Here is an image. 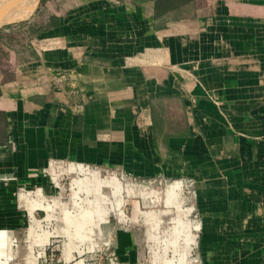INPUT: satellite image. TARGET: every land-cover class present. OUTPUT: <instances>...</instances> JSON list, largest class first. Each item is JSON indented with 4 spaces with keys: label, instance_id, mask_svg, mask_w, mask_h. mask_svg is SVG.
<instances>
[{
    "label": "crops",
    "instance_id": "0c3cea01",
    "mask_svg": "<svg viewBox=\"0 0 264 264\" xmlns=\"http://www.w3.org/2000/svg\"><path fill=\"white\" fill-rule=\"evenodd\" d=\"M17 28L0 43L14 69L0 74V211L15 226L19 192L40 208L63 167L117 173V225L127 180L163 178L159 204L138 190L127 221L178 232L182 260L264 264V0H49Z\"/></svg>",
    "mask_w": 264,
    "mask_h": 264
},
{
    "label": "rangeland",
    "instance_id": "374dc122",
    "mask_svg": "<svg viewBox=\"0 0 264 264\" xmlns=\"http://www.w3.org/2000/svg\"><path fill=\"white\" fill-rule=\"evenodd\" d=\"M48 2L40 0L37 7ZM0 67L1 75L14 72L13 67L6 63L3 52H0ZM63 168L56 170L57 187L51 183L50 177L53 176L47 175L50 192H42L44 200L40 208L32 209L31 206V202L36 199L33 196L35 189L19 192L17 211L23 215L21 225L15 226V221L7 217L9 213L6 216L0 211V264H194L193 256H190V261L179 259L181 235L178 232L166 225L149 229L143 225L141 214L135 222L127 221L131 217V203L127 201L136 200L140 195L138 190L144 194L150 193L156 201L153 205H158L159 197L171 181L157 185L142 183L136 178V183L128 179L138 190L133 191L128 199L125 193L121 197L117 196L122 201L119 213L126 219L117 225L110 220L112 212L116 211L117 199L109 190L118 186L115 179H119L117 173L99 171L102 178L100 181L96 169L90 168L93 172H86L72 166V169H68L72 171H68L69 174ZM100 183L108 188L103 187L99 192L96 186ZM36 195L40 198L38 193ZM165 232L171 236L164 238ZM128 237L132 241L129 248L125 243ZM118 240L121 245L119 252L116 244ZM123 246L127 251L126 256L120 252Z\"/></svg>",
    "mask_w": 264,
    "mask_h": 264
},
{
    "label": "bare ground",
    "instance_id": "6f19581e",
    "mask_svg": "<svg viewBox=\"0 0 264 264\" xmlns=\"http://www.w3.org/2000/svg\"><path fill=\"white\" fill-rule=\"evenodd\" d=\"M36 2L37 0H0V15L14 13V15H17L13 19H10L11 21L24 19L35 6ZM68 169H72V166L71 168H67V172L70 171Z\"/></svg>",
    "mask_w": 264,
    "mask_h": 264
},
{
    "label": "built area",
    "instance_id": "2783aa9c",
    "mask_svg": "<svg viewBox=\"0 0 264 264\" xmlns=\"http://www.w3.org/2000/svg\"><path fill=\"white\" fill-rule=\"evenodd\" d=\"M88 169V167H87ZM51 179V183L54 184L55 187H57V185H59L57 183V176H53L52 178L50 177ZM131 181L135 182L136 183V179L135 178H131ZM142 183H148V184H157V185H163V184H166V181L165 179L163 178H155V179H151V180H141ZM171 182H174V181H171ZM178 182H180L181 184V188H182V194H183V197L184 199H187L189 201H193L195 199V191H194V181L193 180H190V179H185V180H179ZM194 261V264H199L198 262V259H196V257H193L192 259Z\"/></svg>",
    "mask_w": 264,
    "mask_h": 264
},
{
    "label": "trees",
    "instance_id": "16d2710c",
    "mask_svg": "<svg viewBox=\"0 0 264 264\" xmlns=\"http://www.w3.org/2000/svg\"><path fill=\"white\" fill-rule=\"evenodd\" d=\"M20 24L21 23L14 26H6L4 29H0V43L7 47L20 43L24 38L17 28ZM4 30H8V33L4 32ZM5 123L4 114L0 112V126H5Z\"/></svg>",
    "mask_w": 264,
    "mask_h": 264
},
{
    "label": "water",
    "instance_id": "95a60500",
    "mask_svg": "<svg viewBox=\"0 0 264 264\" xmlns=\"http://www.w3.org/2000/svg\"><path fill=\"white\" fill-rule=\"evenodd\" d=\"M39 2H40V0H37L35 6L31 9L29 14H27V16L24 19H20V20L17 19V21H11L10 19H13L14 16L17 15V14L14 15V13L0 15V29L5 28L6 26H8V25H10L12 23H16V22H19V21L27 20L32 15V13L35 11V9L37 8Z\"/></svg>",
    "mask_w": 264,
    "mask_h": 264
}]
</instances>
